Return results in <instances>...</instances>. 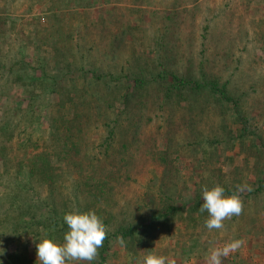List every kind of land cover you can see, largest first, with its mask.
I'll return each instance as SVG.
<instances>
[{
	"label": "trees",
	"instance_id": "trees-1",
	"mask_svg": "<svg viewBox=\"0 0 264 264\" xmlns=\"http://www.w3.org/2000/svg\"><path fill=\"white\" fill-rule=\"evenodd\" d=\"M36 1L14 4L16 0H0V186L3 187L0 193V228L10 229L7 234H2L0 229V248L4 250H0V253L3 251L0 262L12 257L8 256L6 249L9 243L18 244L19 238L36 234V226L41 223L40 219H35L37 215H45L42 222L45 236L51 232L50 237L53 239L55 235L56 239L57 235L61 236L68 230L63 218L58 217L65 206L63 184L66 176L76 174L72 189L77 199L81 194L85 211L100 213L104 209L101 205H109L115 184L120 179L121 167L116 164L115 170H109L101 166V161L127 155L128 144L134 141L143 118L144 94L150 89L160 96L156 104L158 110L166 108L171 111L174 107L170 106L176 102L179 106L185 105V112L200 116L203 107L205 111L206 106H213L222 115L220 128L222 125L227 128L236 125V134L229 130L230 134L225 135L222 131V144L217 145L221 144L225 151L236 141L240 143L246 161L251 162L253 171L261 174L255 182L257 188L251 191L245 188L244 196L256 198L262 193L264 132L258 134L248 129V114L242 110L243 94H233L228 88L229 80L221 83L215 77H208L204 70L207 63L199 62L197 69L185 67L184 72H179L168 67L167 57L161 56L154 63L145 54L139 56L133 47L125 53L124 47L128 43L125 32L112 36L108 55L106 52L100 54L97 37L103 32L102 23L93 29L89 20L79 19V8L91 7L90 0L84 7L71 4L61 9L66 14L58 10L52 0L50 10L57 15L49 16L44 24H30V37L27 32L18 31V35L15 30L18 21H10V15L25 14L18 12L19 7L31 12ZM42 3L44 0L39 2L40 5ZM175 21V16H168L172 25L176 24ZM170 30L171 33L164 34L161 45L165 46L159 50L173 62L178 53L174 51L175 37L171 36L175 29L172 26ZM13 35L21 38L17 48L11 45ZM132 40L133 43V37ZM29 43H34L33 52L38 55L33 57L38 66L32 68L26 62L30 59L26 53ZM96 54L106 60H114L115 64L101 62L95 58ZM186 62L190 63V57ZM13 89L17 93L16 100L12 98ZM42 120H45L47 128L40 139L35 131L40 128ZM101 129L106 136L99 145L85 141L84 138ZM253 136L255 138L248 144ZM229 140L232 144L227 145ZM25 148L32 149L28 157L22 154ZM186 148L192 163H205L204 158L197 156L199 146L196 142H188ZM214 158L217 156L212 157L210 163ZM125 160L124 165L128 166L129 159ZM205 167L209 174L203 175L205 179L202 178L192 192H188L177 171L174 173L169 169L165 170L168 183L164 181L165 176L158 187L153 183L155 191H150L144 198L145 205L151 206L148 216L130 222L118 231L132 257L137 255L143 241L151 244L158 228L170 231L178 215H182V222L189 231L188 236L176 238L171 248L173 252L176 247L180 248L177 253L180 262L189 259L193 249L199 258L210 253L213 241L202 240L203 232L198 230V223L208 217L207 212L199 211L203 203V186L221 185L226 195H232L237 185L249 184L245 182V168L235 167L232 178L226 179L214 164L208 162ZM41 191H45V198H41ZM238 195L241 197L243 194ZM241 214L247 222L250 220L247 213L243 211ZM61 238L64 239V234ZM104 262L105 258L100 253L98 261L91 264Z\"/></svg>",
	"mask_w": 264,
	"mask_h": 264
},
{
	"label": "rangeland",
	"instance_id": "rangeland-1",
	"mask_svg": "<svg viewBox=\"0 0 264 264\" xmlns=\"http://www.w3.org/2000/svg\"><path fill=\"white\" fill-rule=\"evenodd\" d=\"M40 1H36L31 12H26L25 7H19L18 12L23 11L25 14L10 15V21L13 22L15 19L18 21L16 32H27L30 37L28 33L30 24L38 22L44 24L47 18L54 14L50 10L52 0H44L41 5ZM90 1L91 7L79 8V19L89 20V26L93 29L96 24L102 23L103 32L97 37L100 54L106 52L108 55L112 36L125 32L128 42L124 47L125 53H129V49L133 47L139 56L145 54L146 58L154 63H157L156 59L161 56L167 57L168 67L179 72H184L185 67L195 70L199 67V62L207 63L204 70L208 77H215L221 83L229 80L230 91L237 96L243 94L242 110L248 114L250 122L248 129L258 134L264 132V84H260L264 82V0ZM24 2L26 0H16L14 4ZM53 2L59 7L58 10L66 14L61 9L71 4L84 7L89 0H53ZM171 15L175 16V25L168 22V16ZM172 26L175 29L174 34L171 35L175 37L174 51L178 53V57L173 62L159 50V47L165 46L161 45L164 34L171 33ZM75 33L78 34L79 31ZM132 37L134 38L133 43ZM20 39L19 36H11V45L17 48ZM33 48L34 43H29L26 50L27 56L30 57L26 62L31 65V68L38 66L33 60V57L38 56L33 52ZM100 54H96L95 58L110 65L115 64L114 60H106ZM189 57L190 63L186 62ZM146 92L144 94L145 105L141 110L143 118L140 128L134 141L131 140V144H128L127 155L112 156L109 160L101 161V166L109 170H115L117 166L121 167V174L118 183L115 184L109 205H101L104 209L100 213L93 209L105 226L106 237L103 246L98 248L97 256L91 262H97L100 253L105 258V264H137L138 260H142L149 254L164 256L171 264H188L197 258L198 252L195 253L196 250L193 249L190 251L189 259L180 262V256L177 254L180 248L176 247L174 252L171 251L176 238L188 236L189 231L185 228V222H182V215H178L170 231L166 232L163 228H158L151 244L150 241H143L134 257L132 253L126 251L121 236L118 234V231L130 222L148 216L151 206L145 205L144 198L150 191H155L154 184L158 187L166 175L165 170L177 171L179 174L177 175L181 176L186 184L188 192H192L202 180L203 175L209 174L205 169V164L208 162L220 169L221 176L226 179L232 178L233 169L239 166L245 168L244 178L248 186L252 190L257 188L255 182L261 174L253 171L251 162L246 161L240 149V143L236 141L225 151L221 146L222 131L226 135L229 130H232L235 135L237 128L236 125L232 128L222 125L220 128L222 116L220 111H215L213 106H206L205 111L204 107L202 108L200 116H195L185 112L186 107L183 103L179 106L176 102L170 106L174 107L171 111L166 108L158 110L156 104L160 96L152 93V89ZM16 94V90L13 89L12 98L14 100H16ZM46 128L45 120H42L40 128H36L39 132L35 131L40 139L43 138ZM105 136V131L101 129L98 133L84 139L90 145L92 143L99 145ZM252 138L255 136L249 138L248 144L251 143ZM188 142L197 143L199 146L196 150L199 154L197 156L204 158L205 163H198V165L192 163L193 159L186 150ZM217 143L221 144L217 145ZM230 144L232 140L227 142V145ZM31 151V148H25L22 154L28 157ZM162 154L164 156L161 158ZM215 155L217 158L210 163V159ZM123 158L129 159L128 166L124 165L126 160ZM65 178L63 184L65 206L58 217L63 218L66 213L70 212L91 211L84 210L85 201H82L81 194H78L77 199L72 189V182L77 178L76 174ZM164 181L168 183L169 178L165 176ZM2 191L3 187L0 186V193ZM242 194L241 197L239 196L243 204L242 212L248 214L250 218L248 222L240 214L226 218L221 229L208 230L202 222L198 223V230L203 232L202 240L206 238L213 241L209 254L215 250L214 246L219 248L235 240L243 242L239 249L231 252L232 255L222 257L221 264H245V259H248L247 264H264V190L256 198L252 195L246 198L245 193L242 192ZM40 196L45 198V191H41ZM44 218L45 215L36 216L35 219H40L38 221L41 223L36 226L38 229L34 236L21 237L18 244L9 243L7 245L8 256L12 257L2 260V264H40L37 260L35 245L41 239H52L51 232L45 236V225L42 223ZM0 229L3 230L2 234L10 231L7 227ZM61 236L57 235L55 239L53 235V240L63 243L64 239ZM209 254L201 259H208ZM91 262L82 261L79 264H91ZM206 263L208 264V260ZM72 264H77V262H72Z\"/></svg>",
	"mask_w": 264,
	"mask_h": 264
},
{
	"label": "clouds",
	"instance_id": "clouds-1",
	"mask_svg": "<svg viewBox=\"0 0 264 264\" xmlns=\"http://www.w3.org/2000/svg\"><path fill=\"white\" fill-rule=\"evenodd\" d=\"M247 188L246 184L237 185L232 195L225 194V188L215 185L211 188L203 186V203L199 211L207 212L208 217L204 226L208 230L221 229L223 221L242 212L243 204L238 195ZM68 231L64 234L63 243L44 238L36 243V255L40 264H72V262H91L97 256L98 248L103 246L106 230L102 220L93 211L70 212L63 217ZM243 242L235 240L222 249H215L208 257V264H221V258L235 252ZM3 250V248H0ZM4 251V250H3ZM0 253V255H3ZM2 264V262H0ZM137 264H171L164 256L149 254L138 260Z\"/></svg>",
	"mask_w": 264,
	"mask_h": 264
},
{
	"label": "crops",
	"instance_id": "crops-1",
	"mask_svg": "<svg viewBox=\"0 0 264 264\" xmlns=\"http://www.w3.org/2000/svg\"><path fill=\"white\" fill-rule=\"evenodd\" d=\"M215 247V249H217L216 248V246H214ZM210 255V254H209ZM229 257V256H228ZM207 258H204V259H201V258H199L198 257V255H197V258H195L193 261H191L190 263H188V264H207L206 262H207V260H206ZM245 261H246V263L245 264H247L248 263V259H245Z\"/></svg>",
	"mask_w": 264,
	"mask_h": 264
},
{
	"label": "built area",
	"instance_id": "built-area-1",
	"mask_svg": "<svg viewBox=\"0 0 264 264\" xmlns=\"http://www.w3.org/2000/svg\"><path fill=\"white\" fill-rule=\"evenodd\" d=\"M225 245H227V244H224L223 246H221V247H219V248H217V249H222ZM229 255H232L231 252L229 253ZM229 255H228V256H229Z\"/></svg>",
	"mask_w": 264,
	"mask_h": 264
}]
</instances>
